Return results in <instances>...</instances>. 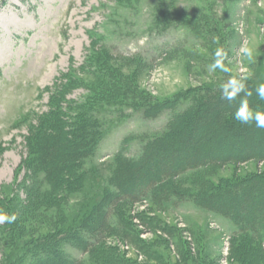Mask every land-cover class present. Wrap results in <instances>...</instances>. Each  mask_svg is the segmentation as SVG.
I'll return each mask as SVG.
<instances>
[{
    "label": "rangeland",
    "instance_id": "1",
    "mask_svg": "<svg viewBox=\"0 0 264 264\" xmlns=\"http://www.w3.org/2000/svg\"><path fill=\"white\" fill-rule=\"evenodd\" d=\"M160 2L0 0V210L17 216L0 225V264L21 258L12 253L18 235L34 240L80 224L111 189L117 152L139 158L148 140L166 132L169 114L145 118L138 99L221 85L229 74L208 70L218 47L232 75L264 83V0H166L167 11L181 15L158 23ZM54 92L65 130L79 120L77 107L111 129L95 156L50 179L59 190L49 198L30 138ZM255 174L264 175V160L207 166L167 181L166 197L157 189L139 203L124 202L119 233L81 255L84 264H263L232 240L227 220L194 201Z\"/></svg>",
    "mask_w": 264,
    "mask_h": 264
},
{
    "label": "trees",
    "instance_id": "2",
    "mask_svg": "<svg viewBox=\"0 0 264 264\" xmlns=\"http://www.w3.org/2000/svg\"><path fill=\"white\" fill-rule=\"evenodd\" d=\"M167 8L169 10L170 6L166 0H161L156 22L180 17L179 12L174 9L169 12ZM71 83L61 84L59 93L63 91L64 95ZM247 86L252 90L255 88L253 82H248ZM56 95L54 92L50 97V111L41 116L30 138L37 147L39 165L46 168L45 178L51 188L45 196L49 198L59 190L57 182L50 179L57 181L68 168L95 156L111 129L105 128L99 117H88L87 107H77L79 120L65 130V118L56 109L59 100ZM138 101L145 118L156 119L169 114L166 132L148 140L139 158L117 152L109 178L111 189L80 224L34 240L15 235L12 253H22V256L13 258L16 261L12 259L10 264H84L81 255L96 252L105 239L119 233L118 214H121L124 202L139 203L157 189L166 197L170 190L163 189L164 184L190 170L264 160V130L241 125L233 119L239 98L233 102L221 99L220 85L216 88L205 85L162 100ZM250 104L253 108H264V102L258 101L255 94L250 98ZM75 183L68 182L67 190ZM194 201L198 207L227 220L232 240H241L264 262L263 174L233 181L196 197ZM121 233L129 235V228L125 227Z\"/></svg>",
    "mask_w": 264,
    "mask_h": 264
},
{
    "label": "clouds",
    "instance_id": "3",
    "mask_svg": "<svg viewBox=\"0 0 264 264\" xmlns=\"http://www.w3.org/2000/svg\"><path fill=\"white\" fill-rule=\"evenodd\" d=\"M242 55L249 60L253 57V50L244 46L241 49ZM227 52L224 48L218 47L214 51L213 62L208 66V70L215 72L217 69L229 74V78L220 85V98L233 102L239 98L238 106L233 113V119L241 125L254 126L264 130V108H253L250 98L255 94L258 101H264V83L255 86L254 90L249 89L245 77L232 75L230 69L225 65ZM16 214H8L0 210V225L12 224L16 221Z\"/></svg>",
    "mask_w": 264,
    "mask_h": 264
}]
</instances>
